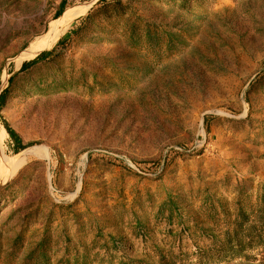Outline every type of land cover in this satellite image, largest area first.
<instances>
[{"label":"rangeland","instance_id":"rangeland-1","mask_svg":"<svg viewBox=\"0 0 264 264\" xmlns=\"http://www.w3.org/2000/svg\"><path fill=\"white\" fill-rule=\"evenodd\" d=\"M100 1L0 0L1 144L46 149L0 183V264H264L261 245L208 257L264 202V0H138L164 40L96 31L45 65ZM85 5L20 73L61 7Z\"/></svg>","mask_w":264,"mask_h":264},{"label":"trees","instance_id":"trees-1","mask_svg":"<svg viewBox=\"0 0 264 264\" xmlns=\"http://www.w3.org/2000/svg\"><path fill=\"white\" fill-rule=\"evenodd\" d=\"M137 2L138 0H101L95 10L81 19V25L74 31V37L60 40L49 54L53 57L45 61L44 64H59V61L65 55V50L75 38L89 40V35L95 34L96 31L102 33L106 32L108 29V32L116 33L123 28L125 35H128L129 38L133 40L132 44L135 42H141L144 37H146L149 42L159 43L161 40H164L165 37L159 36L156 26H151L145 23L136 14L135 10L133 11V6ZM63 13L64 7H61L57 13L56 19ZM98 41H102V39H98ZM47 55L48 53L44 52L37 58L25 62L20 73L26 72L30 68L40 64ZM13 81L14 77L10 79V84H13ZM66 81L67 79L62 77L61 81L57 82L56 85L60 86V89H63L66 87V85H64ZM8 132L12 134L10 129H8ZM169 203L171 204V202H168L163 205L161 212L164 211V206ZM170 210L172 211V208H170ZM173 217L174 216L171 215L169 216V219H172ZM221 236L222 239L220 240L218 247L212 249L216 251V253H212L208 256L212 262L223 263L243 258L247 248L256 245H261L264 248V202L261 203V206L257 210L252 211L250 214L247 213L241 205L237 209L236 217L231 222V226L223 231ZM212 250L208 249L205 250V252H210ZM209 263L210 261L207 264Z\"/></svg>","mask_w":264,"mask_h":264},{"label":"bare ground","instance_id":"bare-ground-1","mask_svg":"<svg viewBox=\"0 0 264 264\" xmlns=\"http://www.w3.org/2000/svg\"><path fill=\"white\" fill-rule=\"evenodd\" d=\"M89 8L88 5L80 8H69L59 18L52 21L45 35L37 38L28 46V48L15 60L20 66L24 61L33 60L43 51L54 47L59 38L69 29L74 19L80 15H84ZM44 148H31L24 151L20 156L10 158L1 144L0 140V183L9 181L19 169H21L27 161L34 156L44 155Z\"/></svg>","mask_w":264,"mask_h":264}]
</instances>
